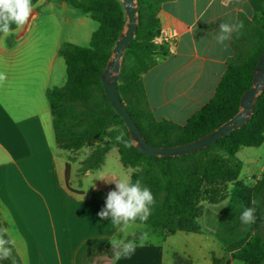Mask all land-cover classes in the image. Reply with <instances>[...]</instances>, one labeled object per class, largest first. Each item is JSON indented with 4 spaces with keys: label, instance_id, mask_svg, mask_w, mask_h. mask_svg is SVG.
Masks as SVG:
<instances>
[{
    "label": "crops",
    "instance_id": "0c3cea01",
    "mask_svg": "<svg viewBox=\"0 0 264 264\" xmlns=\"http://www.w3.org/2000/svg\"><path fill=\"white\" fill-rule=\"evenodd\" d=\"M32 5L24 25L12 24L11 34L0 33V73L5 77L0 81V236L7 235L21 264H174L175 253L198 264L201 253L210 254L201 228L185 232L193 244L182 249L172 239L181 231L167 234L150 227L144 232L159 238L148 239L130 258L117 260L105 251L111 238L123 235L98 212L115 189L109 182L121 177L120 166L127 168L116 149L109 162L112 149L99 169L80 172L92 148L73 152L57 145L47 92L66 80L62 45H79L68 31L74 7L68 0H32ZM261 11L264 0H170L162 5L161 32L177 36L167 44L168 55L143 75L155 119L183 125L210 101L233 55L230 40L223 50L214 39L219 24ZM81 14L79 25L89 17ZM263 173L264 165L245 184L252 186ZM139 236L127 233L126 239L138 242ZM208 257V264H215L214 256Z\"/></svg>",
    "mask_w": 264,
    "mask_h": 264
},
{
    "label": "trees",
    "instance_id": "16d2710c",
    "mask_svg": "<svg viewBox=\"0 0 264 264\" xmlns=\"http://www.w3.org/2000/svg\"><path fill=\"white\" fill-rule=\"evenodd\" d=\"M170 0H137L138 24L121 62L116 87L120 99L150 145L176 146L191 142L216 129L240 110L242 95L252 86L255 67L264 51V11L252 18L241 14L239 33L230 40L233 55L214 96L192 114L183 125L155 119L149 105L143 75L169 53L161 35L158 11ZM69 4L98 22L88 46L64 43L59 51L66 64V80L47 92L57 145L77 151L91 147L80 172L99 169L106 154L116 149L123 167L130 169V180H141L155 197L152 214L146 222L135 223L167 234L198 232L203 203L218 204L233 195L232 186L243 192L246 207H255V223L248 237L229 244L227 256L213 258L215 264H264V173L248 187L241 180L244 163L237 156L244 147L264 142V91L254 105L250 119L229 136L213 145L182 156H147L139 152L128 129L106 98L101 75L125 26L120 0H68ZM123 134L121 140L118 136ZM68 168V167H67ZM234 184V185H233ZM258 203L253 206L251 201ZM1 227V226H0ZM4 239L9 241L6 234ZM8 258L1 264H21L11 243ZM114 256L112 246L105 249ZM174 264L192 260L174 254Z\"/></svg>",
    "mask_w": 264,
    "mask_h": 264
},
{
    "label": "clouds",
    "instance_id": "9594fccd",
    "mask_svg": "<svg viewBox=\"0 0 264 264\" xmlns=\"http://www.w3.org/2000/svg\"><path fill=\"white\" fill-rule=\"evenodd\" d=\"M33 11L32 0H0V33L11 34L12 24L17 26L24 25ZM243 28V23H232L222 21L216 30L214 39L221 45L223 50H227V41L231 40L233 33H239ZM4 74L0 73V81L4 79ZM123 134L117 137L122 139ZM109 182V181H108ZM115 184V189L108 192L105 206L98 212L102 220H111L112 224L117 226L118 233H123V238L113 237L110 239L115 259L130 258L137 247L143 246L148 240V233H142L137 240H127V230L139 220L146 222L152 214V208L155 205V197L148 187L142 185L141 180L137 179L134 183L129 177H118L109 182ZM252 205L255 206L258 201L253 199ZM242 207V205H237ZM255 207H245L240 213L242 224L255 223ZM11 242L0 236V259H6L11 253L7 247Z\"/></svg>",
    "mask_w": 264,
    "mask_h": 264
},
{
    "label": "rangeland",
    "instance_id": "374dc122",
    "mask_svg": "<svg viewBox=\"0 0 264 264\" xmlns=\"http://www.w3.org/2000/svg\"><path fill=\"white\" fill-rule=\"evenodd\" d=\"M70 10L69 18L72 23L68 27L69 37L75 36L74 40H76L79 45L88 46L90 42L89 35L92 31H95L98 28L99 24L88 17L84 24L79 25V16L82 15V12L74 8H71ZM115 156L116 150L114 149L108 155L109 162L112 161ZM237 156L244 163L241 180L246 183H252L254 178L260 175L261 168L264 165V142L259 147L242 148ZM120 167L121 177H129V170L122 168V166ZM232 190L233 195H230V197L218 204L203 203L204 215L199 220V225L203 234L207 235L205 247L207 250H210L211 255L219 259H222L227 255L226 248L229 244L241 240L247 232H250V225L242 224L240 221V213L245 206L242 205L239 196L244 191L242 192L236 185L232 186ZM237 205H242V207H237ZM148 228L150 227L134 223L127 230V233H131L132 236L139 233L141 235L144 233V230ZM121 235H123V233H121ZM186 235L187 233L181 231L172 238L175 239L173 242L178 248L182 249L187 246V244H193V242L187 241L188 239ZM148 237V239L159 238L157 236H152V234L148 235ZM198 237L200 238V236ZM208 254V251H206L205 255L201 253L198 264H208V256L210 255ZM234 264L246 263L236 260Z\"/></svg>",
    "mask_w": 264,
    "mask_h": 264
},
{
    "label": "water",
    "instance_id": "95a60500",
    "mask_svg": "<svg viewBox=\"0 0 264 264\" xmlns=\"http://www.w3.org/2000/svg\"><path fill=\"white\" fill-rule=\"evenodd\" d=\"M125 11V26L116 44L112 49V55L101 75V81L106 98L123 119L131 140L136 149L147 156H182L209 147L219 139L229 136L234 130L240 128L251 117L255 102L264 91V51L255 67L252 86L242 95L240 110L232 118L208 132L200 138L188 143L176 146L157 147L150 145L144 139L140 128L125 109L116 82L120 76L121 62L124 52L132 39L138 24L137 0H120Z\"/></svg>",
    "mask_w": 264,
    "mask_h": 264
},
{
    "label": "built area",
    "instance_id": "2783aa9c",
    "mask_svg": "<svg viewBox=\"0 0 264 264\" xmlns=\"http://www.w3.org/2000/svg\"><path fill=\"white\" fill-rule=\"evenodd\" d=\"M176 33L174 31H164V32H161V35L160 37L156 40L161 42V43H164V44H168L170 43L171 41H174L176 39Z\"/></svg>",
    "mask_w": 264,
    "mask_h": 264
}]
</instances>
